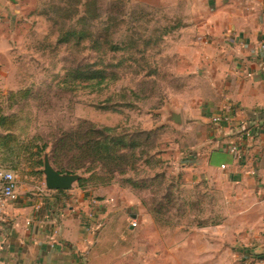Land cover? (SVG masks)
I'll return each mask as SVG.
<instances>
[{"label": "rangeland", "instance_id": "obj_1", "mask_svg": "<svg viewBox=\"0 0 264 264\" xmlns=\"http://www.w3.org/2000/svg\"><path fill=\"white\" fill-rule=\"evenodd\" d=\"M23 14L0 35V135L9 136L0 167L19 188L37 192L45 187L37 164L43 145L42 160L78 120L112 128V136L140 144L124 174L113 173L108 185L74 186L81 197L127 202L118 219L139 215L124 244L126 264H241L237 252L264 233L251 206L258 197L220 174L193 182L191 168L177 165L201 134L200 126L191 129V104L212 97L192 61L206 44L213 10L191 0H35ZM75 69H102L107 77L100 84L76 79ZM171 112L180 126L163 121ZM154 130L148 140L140 135ZM86 167L103 174L95 163ZM82 173L75 174L88 176Z\"/></svg>", "mask_w": 264, "mask_h": 264}, {"label": "crops", "instance_id": "obj_2", "mask_svg": "<svg viewBox=\"0 0 264 264\" xmlns=\"http://www.w3.org/2000/svg\"><path fill=\"white\" fill-rule=\"evenodd\" d=\"M34 1L0 0V35ZM196 2L213 10L211 25L203 32L206 44L192 61V69L211 85L212 97L191 104V129L201 127L190 153L196 160L191 179L220 174L243 194L258 197L251 206L259 212L257 225L264 226V49H258L264 43V0H191ZM247 72L253 77L247 78ZM217 116L229 120L214 125L211 119ZM232 145L241 149V160L229 152ZM177 165L184 167L179 159ZM252 169L257 176L249 174ZM81 193L75 186L63 192L45 187L30 192L18 185L17 200L0 217V264H126L130 253L124 244L137 227L117 218L127 202L113 204L112 198H104L95 207ZM91 213L94 227L86 232L84 219ZM255 239L237 252L241 264H264V254H257L264 233Z\"/></svg>", "mask_w": 264, "mask_h": 264}, {"label": "trees", "instance_id": "obj_3", "mask_svg": "<svg viewBox=\"0 0 264 264\" xmlns=\"http://www.w3.org/2000/svg\"><path fill=\"white\" fill-rule=\"evenodd\" d=\"M71 72L76 79L95 80L97 84L103 82L107 77L106 71L102 69L88 70L83 73L79 72V69H75ZM111 131L112 128L103 127L99 129L93 123L86 120H78L76 126L55 137L51 143L49 151L51 166L59 174H75L80 170L83 171V175L88 174L87 177L83 176L77 182L78 188H84L89 182H99L101 186L108 185L111 182L113 173L124 174V167L129 164V159L133 158L131 152L140 146L134 139L127 140L125 136H112L110 134ZM153 133H156V130L142 132L140 135H145L148 140ZM7 139H9V136L0 135L1 149L7 147ZM46 149L47 145H43L37 152V164L40 168L43 167L42 155ZM12 151L10 148L6 149V152ZM94 163L99 166L103 174L96 173L94 167H86L87 164L92 165ZM39 174L41 175V171ZM123 183L133 189L140 187L131 178H125Z\"/></svg>", "mask_w": 264, "mask_h": 264}, {"label": "built area", "instance_id": "obj_4", "mask_svg": "<svg viewBox=\"0 0 264 264\" xmlns=\"http://www.w3.org/2000/svg\"><path fill=\"white\" fill-rule=\"evenodd\" d=\"M259 50H263L264 49V43H260L259 44ZM245 76L247 78H252L253 75L252 73H249L247 72L245 74ZM229 120V117L228 116H217V117H213L211 119V123L214 124V125H220V124H223V123H227ZM229 152L234 155L238 160H241L242 158V151L241 149L239 148V146L237 145H232L230 148H229ZM196 163V160L193 156L191 155H188L186 158H184L182 161H181V164L183 166H189V167H193ZM222 169L225 168V166H221ZM257 170L255 169H252L249 171V174L251 176H257ZM17 190H18V181H17V178L15 176V174L10 171V170H7V169H1L0 168V217H2L4 215V211H5V208L6 206L11 203V202H15L17 200V197H18V194H17ZM111 202L113 200H110ZM92 205L93 206H98L101 201L100 200H96V199H93L91 201ZM93 218H94V214L91 213L89 214L88 217H86L84 220L85 224H84V228H85V231L86 232H90L92 231L93 229V225L92 223L94 222L93 221ZM131 226L132 227H136L137 226V221L135 219H132L131 220ZM96 227H98V225H96Z\"/></svg>", "mask_w": 264, "mask_h": 264}, {"label": "water", "instance_id": "obj_5", "mask_svg": "<svg viewBox=\"0 0 264 264\" xmlns=\"http://www.w3.org/2000/svg\"><path fill=\"white\" fill-rule=\"evenodd\" d=\"M163 121L172 123L176 126L181 125V116L178 113H169L164 117ZM42 174L44 176V186L47 190L53 191H68L80 180L81 176L78 174H59L56 172L49 162L48 156L43 159ZM264 254V246L257 253Z\"/></svg>", "mask_w": 264, "mask_h": 264}]
</instances>
